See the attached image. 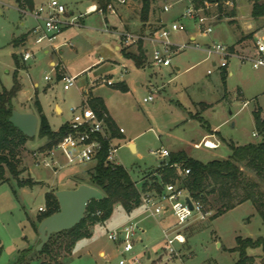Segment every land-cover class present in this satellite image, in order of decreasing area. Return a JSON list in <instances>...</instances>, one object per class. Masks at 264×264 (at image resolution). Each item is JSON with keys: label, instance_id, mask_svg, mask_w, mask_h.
<instances>
[{"label": "rangeland", "instance_id": "obj_1", "mask_svg": "<svg viewBox=\"0 0 264 264\" xmlns=\"http://www.w3.org/2000/svg\"><path fill=\"white\" fill-rule=\"evenodd\" d=\"M34 1L46 3L48 0ZM96 1L63 0L69 15L70 13L75 17L83 15L80 19L81 26L65 30L58 38L57 43L70 39L67 41H70L74 48L70 50L62 47L59 53L54 51V55L51 56H44L38 52L35 60L23 63L22 53L28 48L34 50L27 33L34 22L29 16L19 12L20 5H23L22 0H0V8L4 9V14L0 16V92L3 88L9 90L13 86L15 73L13 47L18 50L16 56L20 66L25 64L19 73V79L17 78L22 84V89L19 96L13 100L14 110L33 111L37 114L38 99L50 116L54 113L55 104H59L63 109L62 116L70 121L72 118L70 109L82 104L78 88L81 81L87 80L90 84L96 83L98 86L103 79L112 75L113 81L118 82L119 68L112 66L111 61H124L118 60L117 53L113 51L118 39V35L110 31L114 19L106 16L108 19L106 22L105 17L98 13L86 14L87 7ZM223 10V15L219 17L217 6L215 4L209 6L208 12L213 28L209 36L202 35L193 21L179 20L184 30L173 33L171 41L192 44L193 42L187 41V33L192 32L196 34V44L200 49L189 48L174 55L168 67L154 66L151 64L150 56L145 54L140 74L135 73L132 67H129L127 74L122 73L124 80L129 83L130 94L123 96L115 93L110 98L111 107L118 119V127L124 130L123 136L126 139L119 143L117 163L128 171L140 189L142 184L150 186L156 169L168 162V159L152 152L160 149L173 151L187 149L190 145L188 154L207 163L225 160L230 155L229 148L222 139L236 145H245L250 141L259 142L252 136L255 131L253 100L257 99L260 107L264 108V68L254 69L249 61L230 57L227 68L221 70L212 65V60L216 58L207 59L206 53L201 49L213 43L230 48L242 34L243 39L248 42L245 48L252 49L248 54L237 53L244 56L253 54L254 40L253 45L250 41L260 31L262 32L258 37L264 36V17L253 19L251 4L247 0L230 2ZM232 12L235 18L231 17ZM174 14L175 12L170 13L169 17ZM26 33L24 43L18 40L15 44L17 40L15 38ZM145 46L148 45L124 49L123 52L138 55L139 49ZM49 58H53L56 64L64 66V73L77 78V88L74 86L67 91L64 90L60 81L61 73L57 75L56 70L49 66ZM148 67L151 73H148ZM176 67L180 69L176 70ZM45 77H49V80H45ZM135 82H140L141 85L136 86ZM150 95L153 96V101L145 103L143 100ZM246 101L249 105L243 107ZM57 112L60 113V110L57 109ZM197 117L204 120L206 127L218 131L211 134L220 142L218 150L210 151L203 147L198 150L192 149V141H199L206 130L204 122L200 123ZM129 140L136 142L138 154L127 147ZM46 142L45 138L38 137L37 131L34 138L21 145L18 150L20 163L18 179L6 171L7 182L0 184V264H14L17 258L16 247L23 250L32 246L25 244L24 238L30 241L34 237L36 223L34 226L33 222L41 215L39 209L47 208L48 187H53L50 191L54 194L56 187H77L86 184L87 170L95 165L94 163L66 165V161L58 156L56 159L60 161L62 167L57 170L42 164L36 165L37 158L46 154L48 150L45 149ZM35 154L38 156L35 157ZM40 160L42 161V158ZM246 173L253 177L251 173ZM20 183L29 185L21 187ZM135 211L136 209L133 213ZM123 212L124 209L118 206L114 216ZM126 216L116 225L139 215ZM212 216L203 221L194 218L182 230L185 243L181 245L175 243L177 255L171 261L167 260L164 249L163 229L175 225L176 218L167 214L159 218L143 219L142 216L139 218L143 219L139 226L144 233H137L134 250L129 255L109 250L111 242L107 239L105 228L98 246L94 247H87L79 241L81 244L75 249L68 250L65 247L68 242L66 236L55 238L50 246L51 253L39 256L33 264H119L121 259L133 257H137L140 264H234L239 255L231 250L236 247L237 238L256 240L264 237L262 219L250 202L238 205L214 219ZM111 228L113 227L109 226L108 229ZM175 233L177 232L170 231V236L173 237ZM99 249L105 250V258L99 256ZM247 253L256 258L255 264H262L263 255L260 249H249Z\"/></svg>", "mask_w": 264, "mask_h": 264}, {"label": "trees", "instance_id": "obj_2", "mask_svg": "<svg viewBox=\"0 0 264 264\" xmlns=\"http://www.w3.org/2000/svg\"><path fill=\"white\" fill-rule=\"evenodd\" d=\"M235 1L193 0V3L197 7H203L204 2L216 4L218 16L221 17L225 5ZM247 1L251 4L253 19L257 20L264 17V0ZM22 2V4L27 5L28 9L32 10L34 8L31 0H22ZM110 2L111 0H97L98 6L102 8H106ZM141 3L140 21L145 24L149 21L150 7L155 3V0H141ZM117 6H120V4L115 5L116 8ZM233 15L234 12H232L231 17H234ZM123 56L125 59L131 60L138 69L144 66L145 52L143 49H139L138 55L123 52ZM14 59L17 64L16 55ZM17 76L16 70L13 75L14 82L11 89L3 88L0 92V184L7 182L5 178L6 171L12 177L18 179L20 164L18 150L21 145L30 140L9 122L14 110L13 100L16 99L22 89ZM89 106L99 116L107 114L99 101H91ZM37 113L39 117L38 137L47 140L45 149H51L67 135L68 125L65 123L58 131H53L39 105H37ZM254 114L256 129L263 133L264 120L261 119L259 112ZM196 119L203 124L204 120L201 117ZM106 123L112 137H115L114 125L109 117L106 119ZM205 125L204 122L203 126L206 127ZM206 130L210 132L208 126ZM219 137L221 139L220 135ZM222 142L227 145L230 151L227 159L203 163L190 158L185 152L171 153L167 164L156 169V175H154L151 185L146 188V184H144L142 189L149 190L155 187L157 191H160L163 184H178L188 191L191 198L200 200L206 208L213 212L212 219L225 214L238 205L250 202L264 225V135L262 140L257 143L236 145L232 142L228 143L224 139H222ZM105 156L106 149L104 148L95 165L87 170L88 181L86 183L99 190L103 198L99 201H91L87 206L83 220L77 226L69 231L52 235L39 252L33 246L19 251L14 264H33L39 256L49 255L53 240L60 236H66L68 242L65 247L68 250H73L79 241L90 237L92 226L110 219L115 206H121L126 213H131L139 207L140 192L137 184L122 166L107 165ZM186 169L190 170L188 176L178 174L179 170ZM246 172L251 173L253 177ZM25 185L29 184H19L21 187ZM46 199L47 208L38 217L39 223L59 211L57 199L52 192L46 194ZM97 212H100L99 216H96ZM34 228L37 231V226ZM249 249H260L263 255L262 264H264V237L256 240L237 238V245L231 250V252H237L239 255L237 262L234 264H255L256 258L247 253Z\"/></svg>", "mask_w": 264, "mask_h": 264}, {"label": "built area", "instance_id": "obj_3", "mask_svg": "<svg viewBox=\"0 0 264 264\" xmlns=\"http://www.w3.org/2000/svg\"><path fill=\"white\" fill-rule=\"evenodd\" d=\"M160 13L167 14L175 7L185 3L186 6L182 13L166 26L154 30L150 29L148 33H134V32H122L120 37V43L123 49L132 47H139L141 45H148L143 47L146 55L151 58V64L157 67H168L171 65L172 57L179 54L186 49L196 48L200 49V46L196 43H178L171 41V35L176 32L184 30V26L180 24L179 20L188 19L193 21L199 31L204 36H209L213 32L212 25L210 23V15L208 14L209 6L208 2H204L203 7H197L193 0H156ZM125 5L127 0H111V2L102 8L100 6L87 8L86 14L98 13L101 16H116V4ZM216 5V4H215ZM19 12L23 15L29 16L35 23L28 31L29 40H32L34 46L41 49H49L52 52H60L64 46H71L69 43H57L60 35L67 29L72 27L81 26L80 19L83 15L75 17L74 14H68L66 5L63 0H48L46 3L36 6L32 10L19 9ZM150 46V47H149ZM255 51L251 55H239L237 52L231 50L228 47L220 43H213L206 48H203L207 55V59L212 60L214 67L221 70L226 69L228 66V60L230 57H237L241 61H249L254 69L264 68V36L257 37L254 40ZM202 50V49H201ZM147 51V53H146ZM35 57L34 50L28 48L21 55L23 63H28ZM53 68L56 70L57 75L61 73V79L64 90H69L76 85V77L68 75L63 70L64 66L54 64ZM210 73V71H208ZM123 77V74H121ZM45 80H49V77H45ZM102 84L113 86V80H102ZM153 96L150 95L143 101L145 103L153 101ZM255 103V112H259L261 119L264 120V108H261L257 99L253 100ZM249 105L246 101L243 107ZM72 118L67 121L68 133L67 135L54 147L48 149L46 154L40 155L37 158L36 165H43L45 167H52L55 170L61 168L60 161L56 157H60L66 161V165L76 164L85 165L90 163H96L104 148L106 149L105 163L111 166H120L117 163V153L119 145L116 143L114 137L108 128L106 119L107 114L98 115L87 102H84L78 106H74L70 109ZM121 134L124 133L123 129L119 130ZM264 132L261 133L257 129L253 132V138H257L259 142L262 140ZM220 144L218 142H211L209 139H204L201 142L194 145L195 149H218ZM152 154H157L161 158L169 159L170 152L164 149H160ZM38 154H35L37 157ZM189 169L181 170V176H188ZM140 192V205L136 208V211L129 213V216L139 215L127 222L112 228L106 232L108 241L115 244L122 255H129L134 250V239L138 232H142L139 223L145 218H159L165 214H172L176 218V224L174 228L182 229L187 226L191 221L196 218L198 220H206L213 215V212L205 207L200 201L191 198L186 189L175 183L161 185L160 191L157 189L143 190ZM187 198L192 203L193 209L190 210L187 204ZM40 212H45L46 209H39ZM100 212L96 213L99 216ZM144 217L141 220L140 217ZM140 220V221H137ZM173 228V229H174ZM170 228L163 229V235L165 239V252L167 260L171 261L177 255L175 249V243H185L184 236L177 232L170 236ZM175 232V231H174ZM119 264H140V260L137 257L131 259H121Z\"/></svg>", "mask_w": 264, "mask_h": 264}, {"label": "crops", "instance_id": "obj_4", "mask_svg": "<svg viewBox=\"0 0 264 264\" xmlns=\"http://www.w3.org/2000/svg\"><path fill=\"white\" fill-rule=\"evenodd\" d=\"M33 5H34V8L38 5H41L43 4L42 2L41 3H35L34 0H31ZM184 4V5H183ZM177 7H175L172 11H170L169 13L167 14H161L160 13V8H159V5L157 3V1L155 0V3L151 5L150 7V13H149V21L147 23H142L140 21V12H141V8H142V3H141V0H127V3L125 5H120V6H117L116 8V11H117V15L116 16H111L113 17L114 19V25L112 26L111 28V32L113 34H117L118 35V39L116 40L115 44H114V47H113V51L117 53V56H118V60H122L124 62H121V61H111V65L112 66H115V67H118L119 68V76L120 78L118 79V82H114V85L113 86H108L106 84H102V82L100 84L95 85L94 83L93 84H90L87 80L86 81H81L79 84H78V88H79V91L81 93V100H82V103L84 102H87L89 104V102H93L94 100L99 101L104 110L106 111L111 123H113L114 125V132H115V140H116V143L119 145L120 142L126 140L125 137L123 136V134L120 133V129L122 128H119L118 127V119H117V116L115 115L112 107H111V104H110V101H111V96L112 95H115V93H120L121 95L123 96H128L130 94V86H129V83L124 80V77H121V74L122 73H125L127 74L128 73V70H129V67H132V69L134 70L135 73L137 74H140L141 70H143L142 68L141 69H138L134 63L131 61V60H128V59H125L124 56H123V51L124 49L122 48L121 46V43H120V37L119 35L122 33V32H125V31H128V32H134V33H148L150 31V29H158L160 28L161 26H166L168 25L170 22H172L173 20L177 19V17L182 13L183 9L185 8L186 4L183 3ZM23 6L19 7V8H26L27 5L23 4ZM95 7V6H98L97 4V1L96 3H92L91 5H89L87 8L89 7ZM182 6V7H181ZM172 12H175L174 16H170L169 17V14L172 13ZM4 14V9L3 8H0V16H2ZM70 14H73V13H70ZM235 18V17H233ZM107 17H105V21L107 22ZM84 23V22H83ZM35 23H33L34 25ZM117 25H119L120 27H118ZM262 31L256 33L253 37V39L250 41L253 45V40H255L256 37H258L260 34H261ZM28 33V32H27ZM26 34H22L18 37H16L15 39L19 40L21 43H24L25 41V38H26ZM187 33V32H186ZM188 35V40L189 42H195L197 43V37H196V34H193L192 32L191 33H187ZM67 40H70V39H64V42L63 43H70V41H67ZM17 43V41L15 42V44ZM19 43V42H18ZM248 42L246 39H243V36L242 34L240 35L238 41L236 42L235 45L231 46L230 48L232 50H235L236 52H242L243 54H248L250 51H251V47L250 48H245L247 45ZM246 45V46H245ZM68 49H73L74 47L72 46H64ZM13 49L15 50L13 53H12V59H13V62H14V66H15V70H17L18 72V79H19V73L21 71V69L23 67H25V64L24 66H20L19 64V60L17 58V64H16V61L14 59V56L17 55L18 53V50L16 47H13ZM205 53L204 50H201ZM42 53L44 56H51L54 55V53L49 50V49H41V48H38L36 46H34V54H35V57H34V60L36 58V53ZM63 54L64 52L61 51ZM147 53V51H146ZM50 59V58H49ZM56 64V62L52 59L49 60V66L50 67H53V65ZM212 65L214 66V63L212 62ZM89 68V67H88ZM145 69V68H144ZM180 68L179 67H176V70H179ZM148 73H151V69L148 67ZM224 71H222V74H223ZM225 73H226V70H225ZM124 76V75H123ZM112 75H109L105 78V80H113L112 79ZM135 85L136 86H140L141 83L140 82H135ZM22 86V84H21ZM35 88L37 87V84L34 85ZM75 87L77 88V78H76V85ZM18 96H19V93H18ZM37 105H39L42 109V112L43 114L46 116L47 120H48V123L51 127V129L53 131H58L66 122V118H64L62 115H63V109L61 108V106L59 104H55V107H54V113L50 114L48 113L47 109L45 108L44 105H42L40 103V101L37 99ZM50 106V105H49ZM57 109L60 110V113L57 112ZM135 109V107H134ZM22 113H32V114H35L38 117V113L36 114L35 112L33 113V111H21ZM255 113V110H253V114ZM261 117V115H260ZM38 122H39V119H38ZM39 126V124H38ZM254 126H255V129H256V124H255V114H254ZM109 128V127H108ZM210 132L205 130L202 134V137L199 141H192V146H193V150L195 149L194 148V145L201 142L202 140L204 139H209L211 142H219V140H217L215 137H213V133H217L218 131H216L215 129H212L210 128ZM249 143H257L255 141H250ZM191 144V143H190ZM131 146L134 147V150L136 151L135 154H138V148H137V144L134 140H129L128 143H127V147L131 150ZM120 147V145H119ZM188 148H190V145L187 146ZM188 148L186 149H178L176 151H173L171 149H164V150H167L169 152H187ZM220 148V146H219ZM218 148V149H219ZM191 149V148H190ZM206 149V148H205ZM218 149H207V150H210V151H216ZM195 150H198V149H195ZM188 156L190 158H194V155H190L188 154ZM169 160V159H168ZM196 160H199V159H196ZM210 162V161H209ZM167 163V162H166ZM181 171V170H180ZM180 171H178V174L180 175ZM144 183V182H143ZM142 187L144 186L143 184L141 185ZM146 188H148L149 186L148 185H145ZM50 188H53V187H48L49 189V192H51ZM76 187L75 186H70V187H56L54 190L55 191H58V190H64V189H75ZM152 189H156L155 187L152 188ZM48 193V192H47ZM118 206H115L114 210H113V213L110 217V219L104 223H97L95 224L94 226H92L90 228V237L87 238V239H83L82 241H80L81 243L83 242L85 246H90V247H94V246H98V241L102 235V232L104 231L103 229H105V231L107 232L109 228V226L115 228L119 225H116L118 224L121 220H123L125 217H127L126 215H128L129 213H126L125 211L123 212V214H119L117 215L116 217L114 216L115 214V209H117ZM42 208V207H41ZM40 212V211H39ZM42 213V212H40ZM170 214V213H168ZM167 214H165L164 216H166ZM172 215V214H171ZM163 217V216H162ZM34 223V226H35V223H36V226L38 227L39 225V222H38V218L36 221L33 222ZM190 224V223H189ZM188 224V225H189ZM186 227V226H185ZM184 227V228H185ZM172 230V231H177L179 233L182 232V229H179V228H174V225L173 226H170L166 229H169ZM174 228V229H173ZM102 229V230H101ZM112 229V228H111ZM142 230V233H144V230L141 228ZM182 234V233H181ZM183 235V234H182ZM37 239H38V235H37V231H35V228H34V237L32 239H30V241H28L26 238H24V241H25V244L27 245H30L32 244V246L37 242ZM80 242H78L75 246V248L77 247L78 244H81ZM181 245V244H179ZM17 248V255L19 253V251H21V249H18ZM74 248V249H75ZM110 251L112 252H120V249L113 243H111V247L109 249ZM98 254L100 257L102 258H105L106 257V252L104 249H99L98 250ZM149 257V256H148Z\"/></svg>", "mask_w": 264, "mask_h": 264}, {"label": "water", "instance_id": "obj_5", "mask_svg": "<svg viewBox=\"0 0 264 264\" xmlns=\"http://www.w3.org/2000/svg\"><path fill=\"white\" fill-rule=\"evenodd\" d=\"M9 122L30 139L37 134L39 122L35 114L13 110ZM131 150H134L133 146H131ZM54 196L57 199L59 211L39 223L37 227L38 239L33 245L37 252L43 248L52 235L69 231L77 226L83 220L87 206L91 201H99L103 198L99 190L87 184H81L75 189L55 191ZM186 201L192 210L193 206L189 198Z\"/></svg>", "mask_w": 264, "mask_h": 264}, {"label": "bare ground", "instance_id": "obj_6", "mask_svg": "<svg viewBox=\"0 0 264 264\" xmlns=\"http://www.w3.org/2000/svg\"><path fill=\"white\" fill-rule=\"evenodd\" d=\"M93 7V6H92Z\"/></svg>", "mask_w": 264, "mask_h": 264}]
</instances>
